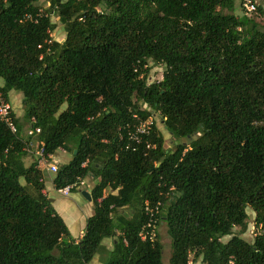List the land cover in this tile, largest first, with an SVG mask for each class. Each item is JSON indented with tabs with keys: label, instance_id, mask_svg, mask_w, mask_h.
<instances>
[{
	"label": "trees",
	"instance_id": "1",
	"mask_svg": "<svg viewBox=\"0 0 264 264\" xmlns=\"http://www.w3.org/2000/svg\"><path fill=\"white\" fill-rule=\"evenodd\" d=\"M46 1L0 0V90L21 92L48 153L71 151L57 187L96 179L94 212L76 241L23 123L14 132L0 119V264H90L107 237L104 264H164L162 222L170 264H264V28L238 0ZM53 14L63 41L51 36ZM150 61L161 79L148 80ZM152 112L173 147L157 125L126 147V123ZM146 201L161 202L154 240L139 236ZM248 206L252 241L234 231L247 229Z\"/></svg>",
	"mask_w": 264,
	"mask_h": 264
},
{
	"label": "built area",
	"instance_id": "2",
	"mask_svg": "<svg viewBox=\"0 0 264 264\" xmlns=\"http://www.w3.org/2000/svg\"><path fill=\"white\" fill-rule=\"evenodd\" d=\"M256 0H240L241 10L245 14L254 12L257 9ZM43 8L39 11L42 12ZM14 106L11 100L0 90V119L8 124L12 131H17V123L15 121L16 115H14ZM134 120L126 123V135H122L127 140L126 147L131 144L142 143L146 140V136L150 135L154 125L158 126L160 115L158 112H152L147 117H141L135 113L133 115ZM35 121L32 118L31 122ZM41 129L38 126L30 125L27 128V135L30 136V140L26 143V150L32 153L37 161L38 167L44 171H50L56 173L58 170V164L54 159L53 154L48 153L45 149L43 141L37 143L34 139L40 133ZM150 143L147 142V146L150 147ZM86 164V162H84ZM91 176L78 177L74 182L57 187L58 191L63 195H69L74 189L86 188L91 193L92 185L89 184L88 179ZM106 193V192H105ZM161 202L158 201L154 206L149 201L145 202L144 210L148 215V219L144 222L139 232V236L142 240L150 239L154 240L157 235V217L156 214L160 209Z\"/></svg>",
	"mask_w": 264,
	"mask_h": 264
},
{
	"label": "crops",
	"instance_id": "3",
	"mask_svg": "<svg viewBox=\"0 0 264 264\" xmlns=\"http://www.w3.org/2000/svg\"><path fill=\"white\" fill-rule=\"evenodd\" d=\"M3 83L4 81L0 78V85H2ZM13 91L15 90L9 92V99L11 100L12 104H13V99L11 92ZM13 106L16 113V117L23 116L24 109H22L23 108L22 98L18 99L17 108L15 104H13ZM18 107H22L21 110ZM21 123L23 122L21 121ZM26 132H27V125H26ZM53 156L58 165L67 163L72 158L70 157L69 150L64 148L57 149L56 152L53 154ZM31 160H33V156L30 155L27 156L26 163L28 164ZM43 177L45 184V188H44L45 194L48 196V198L51 199L52 205L65 220L72 237L76 241H79V239H81L85 233L88 217L91 216L94 212V204L92 199H89L83 193V191H87L86 188L74 189L69 195H63L58 191L57 186L54 183L55 173L44 170ZM88 181L89 184H91L93 187L95 185L96 179L91 177L88 179ZM48 183L53 185V187L55 188L52 191V193H54L53 195L50 193V190L47 188ZM82 198L86 199V202H84ZM119 212L122 213L121 211ZM114 242L115 241L113 237L104 238L102 241V247L94 255V257L90 261V264H104V260L107 258L109 252L114 247Z\"/></svg>",
	"mask_w": 264,
	"mask_h": 264
},
{
	"label": "rangeland",
	"instance_id": "4",
	"mask_svg": "<svg viewBox=\"0 0 264 264\" xmlns=\"http://www.w3.org/2000/svg\"><path fill=\"white\" fill-rule=\"evenodd\" d=\"M257 5H262L263 6V11H260L259 9H256L254 12L249 13L248 16L252 17L253 19H255V21H257L262 28H264V0H256ZM239 0L237 1V3L239 4ZM40 5H42L43 8H46L48 6V2L46 0H39ZM52 21L56 24V27L54 28V30L51 32V36L53 39L59 40V41H63L65 39L66 36V31L65 28L63 26V24L61 23V21L59 20L58 16L53 14L51 17ZM150 70L148 72V80L149 81H154L157 79H161L163 71H164V67L161 64H157L154 63L153 61H150ZM12 95V99H13V104H15L16 108H17V101L18 99L22 98V94H20V92L18 91H13L11 92ZM21 108L22 107H18ZM23 109V108H22ZM18 119L19 122H23V128H22V133L21 135L25 138L28 137L27 132H26V121L24 120V112H23V116H18L16 117ZM158 126L159 129L161 130V133L163 134L164 137V145L167 148H171L173 147V142H174V137L168 132V130L166 129L165 125L163 124V122L161 121V119H159L158 121ZM70 157H72L71 151H69ZM23 183H25L24 179H21ZM47 188L50 190V193L53 195L54 193H52V191L55 189L53 187V185L51 184H47ZM110 189H106V193L110 192ZM84 202H86V199L82 198ZM119 211H121L122 213H124L125 215H130V211H131V207H123L121 209H119ZM247 213L249 214L248 217V227L244 232H241V230L239 229V227H235V233L240 234L242 237H244L245 239L252 241L257 229L255 227L254 224V217H255V213L254 211L251 209L250 206L247 207ZM158 235L159 238L161 240V242L163 243V247H164V254H163V261L164 264H170L169 263V258L171 256V237L167 231V227L165 223H161L159 225L158 228ZM231 236H226L223 237V241H227ZM192 264H205L203 262H201V260L195 261Z\"/></svg>",
	"mask_w": 264,
	"mask_h": 264
},
{
	"label": "water",
	"instance_id": "5",
	"mask_svg": "<svg viewBox=\"0 0 264 264\" xmlns=\"http://www.w3.org/2000/svg\"><path fill=\"white\" fill-rule=\"evenodd\" d=\"M238 13H239L240 15H243V14H244V12H243L242 10H239ZM75 152H76V150H75ZM83 193H84L89 199H92V197H91V193H90L89 191H83Z\"/></svg>",
	"mask_w": 264,
	"mask_h": 264
}]
</instances>
